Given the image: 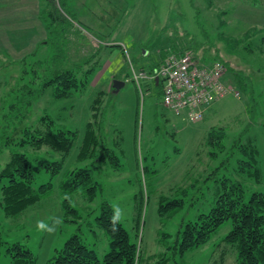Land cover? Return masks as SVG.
I'll return each instance as SVG.
<instances>
[{
    "label": "rangeland",
    "instance_id": "374dc122",
    "mask_svg": "<svg viewBox=\"0 0 264 264\" xmlns=\"http://www.w3.org/2000/svg\"><path fill=\"white\" fill-rule=\"evenodd\" d=\"M54 2L58 6L57 0ZM62 6L59 10L66 17L64 25L69 34L102 46L85 88L57 98L51 86L34 99L28 93L17 97L13 92L8 94L5 82L23 70V64L13 61L28 49L27 39L22 37L27 34H9L14 45L7 46L8 53L0 51V79L4 80L0 85V168L13 150L26 153L33 165L39 158L61 159L58 152L47 148L2 144L8 136H18L15 129L19 133L43 114H48L57 127L76 132L61 169L53 175L41 167L35 173L34 188L52 182L48 195L18 217L5 216L0 206V232L5 241L0 247V264H13L7 247L16 241L25 244L35 257L27 264H46L55 249L74 233L102 259L109 249V238L96 221L103 201L119 214L120 222L131 239L141 244L145 256L164 253L165 264H220L225 247L221 240L231 228L229 220L198 248L180 253L175 240L186 222L211 209L224 177L244 183L246 194L264 191V0H63ZM35 33L45 34L41 25ZM172 43L180 48L189 45L206 61L217 56L228 60L232 71L244 75L247 90L234 85L227 70L226 85L238 95L226 92L210 104L202 119L191 121L183 112L165 107L158 86L147 77L136 79L133 70L147 67L157 59L159 50ZM109 44H120L124 55L119 46ZM44 51L42 47L41 53ZM27 60L23 82L30 83L32 59ZM124 71L126 76H122ZM114 78L124 84L104 97V143L97 156L80 159L79 146L93 97L99 89L111 90ZM38 83L36 80L32 86ZM13 103L16 106L11 107ZM247 123L258 148L260 183L242 177L231 148ZM220 125L227 131L223 149L207 141L211 128ZM93 164V177L99 184L93 200L86 201L78 190L62 192L60 183L68 169ZM5 181L0 180V188ZM161 197L165 202L180 198L182 206L161 216ZM64 198L74 211L65 212ZM154 259L148 260L154 264ZM223 264H238L235 254L227 252Z\"/></svg>",
    "mask_w": 264,
    "mask_h": 264
},
{
    "label": "trees",
    "instance_id": "16d2710c",
    "mask_svg": "<svg viewBox=\"0 0 264 264\" xmlns=\"http://www.w3.org/2000/svg\"><path fill=\"white\" fill-rule=\"evenodd\" d=\"M62 2L63 0H57V6L54 0H46V5L41 8L39 19L42 22L45 38L38 40L34 48L15 56L13 63L23 64L21 65L23 70L18 77L10 76L5 82L6 93L13 92L15 97L28 93L34 99L39 97L47 86H51L53 96L57 98L70 96L86 87L94 70L93 63L96 62V54L102 46L98 43H90L76 34H69L68 26L64 25L66 17L59 10V7L63 9ZM64 12L67 14L66 11ZM109 45L119 46L124 55L120 44ZM42 47L45 48L43 53H41ZM184 49L193 51L189 45L180 48L176 43H172L167 48L159 50L156 54L157 59L148 63L147 67L141 66V70L138 71L149 75L163 62L167 54L179 53ZM193 53L203 62L220 60L226 68L225 73L228 70L231 74L233 84L244 92L247 90L248 84L244 75L241 71H232L228 60L216 55L217 57L214 59L206 61L204 57L202 59V56L194 51ZM27 58L32 59L29 62L33 74L30 83L23 82L25 81L24 74L27 73L25 71ZM122 73V76H126L128 72ZM113 77H116V74ZM223 79L225 82V76ZM36 80L39 83L37 87H34L32 84ZM3 81L0 79V85ZM151 81L158 86L159 92H162L161 84L157 83L155 79H151ZM112 91H115L113 87L111 90L99 89L93 97L90 105V118L86 123L85 133L79 146L78 158L80 159L97 156L99 146L104 143L102 106L104 97ZM14 106L16 103L11 104V107ZM22 118H25L24 115ZM17 131L15 129L14 135L18 136H8L2 140V144L28 145L33 150L47 148L58 152L61 159L51 161L39 158L33 165L26 153L17 150L11 151L9 160L0 168V180L6 179L0 188V206L3 214L9 217L20 216L29 205L38 202L52 191L51 181L40 184L37 188L33 187L35 173L43 167L49 169L51 174H56L61 169L76 136V132L73 130L57 127L48 114L41 115L33 125H24L19 133ZM226 136V126H213L208 133L207 141L212 145L217 144L220 149H223V140ZM231 148L233 153L236 152L237 170L242 172V177L260 183L258 148L254 137L249 132V123L242 127ZM211 154L213 155L215 152H211ZM103 157L104 153L100 155L101 159ZM94 167L93 164L92 167L68 169L60 183L62 192L66 194L78 190L86 201L93 200L99 190V184L93 177ZM164 199L161 197L159 200L158 213L161 216L170 215L182 206L180 198L168 202H165ZM62 206L66 213L75 210L67 198L63 199ZM115 216L110 203L103 201L96 221L109 238V249L102 259L98 258L93 248L83 242L79 234L74 233L66 239L60 248L55 249L46 264H153L148 260L150 257L155 258L154 264H165L167 257L163 256L164 253L160 254L161 256L159 254L145 256L141 244L137 239H131L120 220L114 222ZM228 220L231 222V228L221 240L223 247L225 246L224 248L227 250L222 248L220 264L224 263L225 256L229 251L235 254L238 264H264V191L257 190L246 194L244 183L226 177L222 180V190L218 193L211 209L207 213L199 214L194 221L186 222L180 229L175 240V248L183 253L204 245L220 225ZM138 222L137 228H139ZM4 243L0 232V247ZM7 252L11 255L13 264H27L35 259L32 251L18 241L11 243L7 247Z\"/></svg>",
    "mask_w": 264,
    "mask_h": 264
},
{
    "label": "built area",
    "instance_id": "2783aa9c",
    "mask_svg": "<svg viewBox=\"0 0 264 264\" xmlns=\"http://www.w3.org/2000/svg\"><path fill=\"white\" fill-rule=\"evenodd\" d=\"M134 77L157 78L161 84V103L174 112H183L191 120H199L216 99L230 91L224 82L225 66L220 60L203 62L189 49L167 54L151 74L133 70Z\"/></svg>",
    "mask_w": 264,
    "mask_h": 264
},
{
    "label": "crops",
    "instance_id": "0c3cea01",
    "mask_svg": "<svg viewBox=\"0 0 264 264\" xmlns=\"http://www.w3.org/2000/svg\"><path fill=\"white\" fill-rule=\"evenodd\" d=\"M45 5L46 0H0V37L4 39L0 42V51L9 52V48H6L14 45L12 40L14 38L9 41L8 36H10L9 34L14 36L16 31L27 34V37L22 36L23 39H27L28 49L26 51L34 48L38 40L45 38V34H32V32L40 29V25L42 26L39 17L40 10ZM15 24H17V27H15Z\"/></svg>",
    "mask_w": 264,
    "mask_h": 264
},
{
    "label": "water",
    "instance_id": "95a60500",
    "mask_svg": "<svg viewBox=\"0 0 264 264\" xmlns=\"http://www.w3.org/2000/svg\"><path fill=\"white\" fill-rule=\"evenodd\" d=\"M155 80L157 81V78H155ZM124 84V81L123 80H120V79H116L114 78L113 80V84H112V87L117 90L118 88H120L122 85Z\"/></svg>",
    "mask_w": 264,
    "mask_h": 264
},
{
    "label": "clouds",
    "instance_id": "9594fccd",
    "mask_svg": "<svg viewBox=\"0 0 264 264\" xmlns=\"http://www.w3.org/2000/svg\"><path fill=\"white\" fill-rule=\"evenodd\" d=\"M118 219H119V214H117V215L113 218L114 222H115V220H118ZM40 227H44V225L41 224Z\"/></svg>",
    "mask_w": 264,
    "mask_h": 264
}]
</instances>
